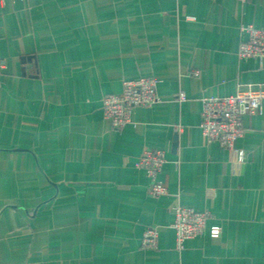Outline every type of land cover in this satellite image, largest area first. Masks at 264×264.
I'll list each match as a JSON object with an SVG mask.
<instances>
[{"label":"crops","instance_id":"crops-1","mask_svg":"<svg viewBox=\"0 0 264 264\" xmlns=\"http://www.w3.org/2000/svg\"><path fill=\"white\" fill-rule=\"evenodd\" d=\"M248 25L264 0H0V264H264V101L232 151L199 127L202 99L264 86V61L238 57ZM142 77L159 101L110 129L103 97ZM178 206L211 215L182 250Z\"/></svg>","mask_w":264,"mask_h":264},{"label":"built area","instance_id":"built-area-1","mask_svg":"<svg viewBox=\"0 0 264 264\" xmlns=\"http://www.w3.org/2000/svg\"><path fill=\"white\" fill-rule=\"evenodd\" d=\"M244 2L246 0H236ZM240 33L245 37L240 43L238 57L242 60L254 59L264 61V29L253 25L241 26ZM157 81L153 77H142L126 80L122 83L119 94H109L102 99V110L105 121L112 130H121L130 123L132 110L141 107H151L159 99L157 97ZM264 101V86L257 89L246 87L234 95L225 97H207L202 99L200 130L208 143H216L221 148L232 151L239 139L244 136L243 117L251 116L261 111ZM238 161H245V153L238 151ZM166 159L162 151L145 149L137 162L136 168L145 172L149 181L148 194L160 197L167 194L164 185L157 180ZM211 215L207 211L199 212L191 207L178 206L171 228L175 233L176 249L182 250L186 240L201 235ZM219 230L213 236V228ZM212 238L220 235V228L213 226L209 230ZM141 248L155 251L158 248V231L147 227L141 238Z\"/></svg>","mask_w":264,"mask_h":264},{"label":"clouds","instance_id":"clouds-1","mask_svg":"<svg viewBox=\"0 0 264 264\" xmlns=\"http://www.w3.org/2000/svg\"><path fill=\"white\" fill-rule=\"evenodd\" d=\"M218 232H219V230L217 229V228H213V231H212V234H213V236H216V235H218Z\"/></svg>","mask_w":264,"mask_h":264}]
</instances>
